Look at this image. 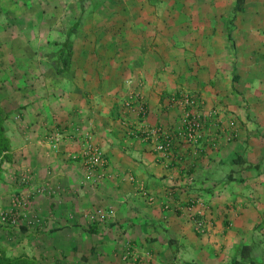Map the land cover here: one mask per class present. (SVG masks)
Wrapping results in <instances>:
<instances>
[{
    "label": "crops",
    "instance_id": "0c3cea01",
    "mask_svg": "<svg viewBox=\"0 0 264 264\" xmlns=\"http://www.w3.org/2000/svg\"><path fill=\"white\" fill-rule=\"evenodd\" d=\"M238 6L0 0V94L12 143L0 242L10 256L264 264V0ZM79 22L70 68L59 74L45 55ZM185 96L222 113L198 146L179 135ZM158 128L175 137L170 157L156 152ZM86 132L106 160L91 180ZM21 172L32 178L28 189L17 184ZM34 188L19 225L5 221L17 193Z\"/></svg>",
    "mask_w": 264,
    "mask_h": 264
},
{
    "label": "built area",
    "instance_id": "2783aa9c",
    "mask_svg": "<svg viewBox=\"0 0 264 264\" xmlns=\"http://www.w3.org/2000/svg\"><path fill=\"white\" fill-rule=\"evenodd\" d=\"M180 104L184 107L183 116L181 119V131L180 134L186 145L198 146L202 143L206 136L207 126L216 120H219L221 112L217 110L203 111L202 102L197 100L193 96H185L182 98ZM142 113H145V108L142 107ZM234 126V124L232 125ZM153 136H157L159 142L156 144V152L164 157H170L174 151L175 137L171 133L163 132L160 128L151 130ZM49 141L53 149H58L60 136L59 133H54L49 137ZM83 160L87 168V180H91L93 174L100 172V170L105 166L106 160L103 152L95 145L93 141V136L86 132L85 133V149L83 150ZM100 175L98 178H101ZM17 184L20 189H28L31 187L32 178L29 174L21 172L17 177ZM22 192V191H21ZM17 193L18 195L14 197V208L7 214L4 219L9 224L18 226L20 221L25 218V210L30 204L31 197L37 194L38 190L34 188L28 194L22 195V193ZM104 212L102 210L98 211V216L102 217ZM199 231L204 233L205 224L203 222H198L197 225ZM130 248H127V253L129 257ZM127 257V258H128Z\"/></svg>",
    "mask_w": 264,
    "mask_h": 264
},
{
    "label": "trees",
    "instance_id": "16d2710c",
    "mask_svg": "<svg viewBox=\"0 0 264 264\" xmlns=\"http://www.w3.org/2000/svg\"><path fill=\"white\" fill-rule=\"evenodd\" d=\"M241 3L242 0H238V9H240ZM80 25L81 22L69 30L66 39L63 42L56 43L53 49L45 55V58L51 63L50 66L59 74L66 72L70 68L73 56L72 36ZM3 101L4 98L0 94V185L3 182L4 164L11 161L12 155V143L6 126L9 115L3 107ZM0 264H39V262L35 258L27 255H20L17 257L10 256L0 242Z\"/></svg>",
    "mask_w": 264,
    "mask_h": 264
}]
</instances>
